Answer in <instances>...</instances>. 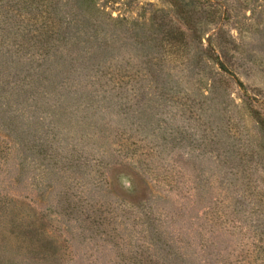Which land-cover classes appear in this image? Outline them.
Masks as SVG:
<instances>
[{"label":"rangeland","instance_id":"rangeland-1","mask_svg":"<svg viewBox=\"0 0 264 264\" xmlns=\"http://www.w3.org/2000/svg\"><path fill=\"white\" fill-rule=\"evenodd\" d=\"M178 2L0 0V264H264V0Z\"/></svg>","mask_w":264,"mask_h":264},{"label":"trees","instance_id":"trees-1","mask_svg":"<svg viewBox=\"0 0 264 264\" xmlns=\"http://www.w3.org/2000/svg\"><path fill=\"white\" fill-rule=\"evenodd\" d=\"M172 2L174 4L172 5L176 7V12L183 14V10L179 5L178 0H174V1L172 0ZM217 3L218 2H215V6H214L215 8L218 5ZM215 10H217V8ZM184 25L187 29L193 30V27L191 26L190 20L188 18H184ZM214 40L216 42L214 49L218 50V54L222 58H224V60L227 57L228 53L230 52L232 53L234 51L233 50L234 47L235 48L237 47L236 43H234L230 34L226 33V31L221 29H218V31L214 35ZM219 67L222 70H224V72L228 71L227 64H225V62L223 61L219 62ZM19 73H21V75ZM18 74L23 77L15 76L14 82L8 80L5 81V87H4V93L10 96H12L13 94L8 89H6V87L7 86L10 88L15 87L16 90V92L14 93L15 100L12 99V101L17 105L20 104L19 99L22 98L21 94L22 91L24 90V87L26 88V86L28 85L34 86L35 84H40L42 82H44L49 86L51 85L49 81L52 80V75H53V73L51 72H30V71L18 72ZM17 95H20V97H16ZM9 118L11 120H15L18 119V116H13V117L9 116ZM257 122L260 125V127L264 130L263 120L258 118ZM5 129L8 136L15 138L18 141H21L22 136L19 132V124L10 122ZM20 213H21V208L18 204H16L14 200H6L3 207L0 208V227L1 226L5 227L6 225L8 234H13L14 231L27 230L29 227H32V224L28 225L27 227L24 226L23 219L22 217L19 216ZM29 239L31 240V236L29 237Z\"/></svg>","mask_w":264,"mask_h":264}]
</instances>
